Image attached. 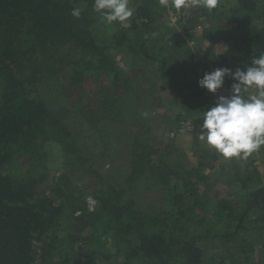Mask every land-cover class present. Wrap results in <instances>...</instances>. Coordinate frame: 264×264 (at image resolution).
Wrapping results in <instances>:
<instances>
[{
  "label": "trees",
  "instance_id": "1",
  "mask_svg": "<svg viewBox=\"0 0 264 264\" xmlns=\"http://www.w3.org/2000/svg\"><path fill=\"white\" fill-rule=\"evenodd\" d=\"M263 1L219 0L213 10L195 6L176 17L186 32L202 24L211 42L227 44L207 63L196 58L199 51L185 37L169 42V33L161 36L160 16L175 12L159 0H130L127 25L101 22L93 0H0V264H244L231 246L253 264L250 241L242 234L251 229L252 210L264 212V173L254 168L235 175L237 198L203 210L207 192L201 185L212 179L204 170H216L219 154L212 151L211 163L197 167L172 162L169 146L160 148L152 122L142 119L144 102L117 56L147 59L162 85L188 103L208 105L207 90L198 85L206 67L245 69L264 53ZM74 8L81 10L79 18L71 15ZM88 73L100 79L90 92L92 103L65 100V116L49 97L65 99ZM232 83L225 78L224 84ZM131 106L139 125L122 148L125 177L119 186L90 164L72 125L109 122L121 131ZM193 122L198 137L202 118ZM50 138L61 142L68 171L84 188L41 189L49 178ZM141 182L156 199L139 201ZM88 195L97 199L94 210L87 206ZM208 238L221 239L224 252L207 255L202 243Z\"/></svg>",
  "mask_w": 264,
  "mask_h": 264
},
{
  "label": "rangeland",
  "instance_id": "2",
  "mask_svg": "<svg viewBox=\"0 0 264 264\" xmlns=\"http://www.w3.org/2000/svg\"><path fill=\"white\" fill-rule=\"evenodd\" d=\"M129 6L133 7L130 4ZM262 8L264 9V1ZM176 21V16H160L158 24H160L159 31L161 36L169 33L167 36L169 42L176 40L180 36L185 37L189 44L192 45V49L196 53L199 51L196 58L204 59L209 63L214 55L221 53L227 47L224 42L213 43L209 38L205 37L202 32V24H198L194 28H190L189 32H186ZM120 24L127 25L128 21ZM202 53L203 56L201 55ZM117 63L123 69L125 77L136 87L144 102L139 111L143 114L142 119L146 120L147 123L152 122V134L155 137V141L160 148L165 147V145L169 146L167 149L171 153L170 160L174 163L182 161L189 167H197L199 162L211 163L212 156L209 153L212 151V153H216V151L199 142L195 135V130L193 132L186 131L183 125L186 121H193L194 118H202L203 111L214 106L216 99L220 95H229L230 86L224 84L226 89L222 87L215 95L209 96L208 105L188 103L187 100L182 98V93L167 87L165 83L162 85V81L158 79L157 74L152 70L154 64H150L147 59L140 60L136 58L134 60L129 54L122 53L118 54ZM208 65L210 68V64ZM232 70L233 72L235 71V69ZM202 72L204 74L209 72L208 68L206 67ZM99 81L100 79H98L96 74L88 73L83 78L82 83L77 85L75 89L67 91L65 99L56 95L48 96L50 98L49 102L53 106L61 108V113L63 112L67 116L68 112L65 113V100L77 101L80 98H84L88 103H92L90 92L100 87ZM250 94H254V89L249 90L245 95ZM134 98H131L130 105L134 104ZM151 106L153 107L152 112L150 111ZM127 108L125 114L127 123H125L121 131V126L119 127L118 124L109 122L98 127L86 124L83 129L82 124H79L78 127L72 125L75 135L73 139L87 153L90 164L100 169L107 178L119 186L123 184L125 177L122 171V148L127 143L126 141L132 128L139 125L137 113H135L132 106ZM153 115L158 116L159 119L154 118L152 120L151 116ZM45 150L47 151L46 165L49 171V178L41 189L48 190L51 187H57L59 184L63 185L62 188L66 192L84 188L83 183L69 173L67 160L60 141L51 138L47 139ZM202 153L205 156L203 157L204 159H200L199 154ZM214 163L218 164L217 168H215L216 170L213 171L211 169L209 172H207L208 169L204 170L206 175L212 176L211 181L208 180V184L201 185V191L207 192L203 202L204 205H201L206 212L210 211L213 204L220 199L237 198L239 193L235 194L234 191L238 187L234 188L232 183L235 175L245 173L254 168L261 169L264 173V146H261L248 159H241L240 157L225 159L219 155L218 161ZM142 183L138 185L139 192L136 196L139 201L151 202L156 199L157 193ZM238 191H240L239 188ZM263 213L259 208L253 209L248 223L251 229L243 231L242 234L245 240L250 241L248 248L253 264H264ZM202 244L207 251V255L220 254L226 249L221 239L208 238ZM231 247L244 264H252L245 260V253L242 254L240 248ZM250 248H253V250Z\"/></svg>",
  "mask_w": 264,
  "mask_h": 264
},
{
  "label": "clouds",
  "instance_id": "3",
  "mask_svg": "<svg viewBox=\"0 0 264 264\" xmlns=\"http://www.w3.org/2000/svg\"><path fill=\"white\" fill-rule=\"evenodd\" d=\"M130 0H93V11L101 22L112 24L127 22L133 15ZM219 0H159L162 7L174 10L179 17L195 6L213 10ZM73 17L81 10L74 8ZM232 81L229 95H220L214 106L203 111L200 133L197 137L208 148L223 158L247 157L264 146V53L253 57L245 69L223 67L206 72L198 80L199 87L216 94L225 83ZM254 89V94L245 95Z\"/></svg>",
  "mask_w": 264,
  "mask_h": 264
},
{
  "label": "built area",
  "instance_id": "4",
  "mask_svg": "<svg viewBox=\"0 0 264 264\" xmlns=\"http://www.w3.org/2000/svg\"><path fill=\"white\" fill-rule=\"evenodd\" d=\"M183 126L186 131L193 132L195 130V124L193 121H186ZM86 201L88 208L90 210H94L97 205V199L93 195H88L86 197Z\"/></svg>",
  "mask_w": 264,
  "mask_h": 264
},
{
  "label": "crops",
  "instance_id": "5",
  "mask_svg": "<svg viewBox=\"0 0 264 264\" xmlns=\"http://www.w3.org/2000/svg\"><path fill=\"white\" fill-rule=\"evenodd\" d=\"M236 69V68H235ZM224 87V89H226V87H225V85L223 86ZM213 95H215V94H212V93H209L208 91L206 92V98H207V100H209V96H213ZM206 169H208V171L207 172H209V171H211V168H209V167H207ZM260 171H261V169H259ZM262 172V171H261ZM263 173V172H262Z\"/></svg>",
  "mask_w": 264,
  "mask_h": 264
}]
</instances>
